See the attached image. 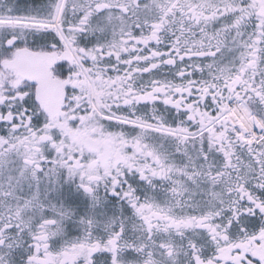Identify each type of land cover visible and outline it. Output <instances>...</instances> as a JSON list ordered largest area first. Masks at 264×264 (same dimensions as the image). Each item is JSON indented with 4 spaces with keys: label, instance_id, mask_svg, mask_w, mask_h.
<instances>
[{
    "label": "flooded vegetation",
    "instance_id": "obj_1",
    "mask_svg": "<svg viewBox=\"0 0 264 264\" xmlns=\"http://www.w3.org/2000/svg\"><path fill=\"white\" fill-rule=\"evenodd\" d=\"M0 264H264V0H0Z\"/></svg>",
    "mask_w": 264,
    "mask_h": 264
}]
</instances>
